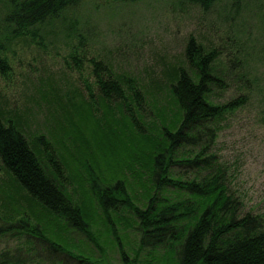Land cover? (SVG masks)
<instances>
[{
	"label": "trees",
	"instance_id": "1",
	"mask_svg": "<svg viewBox=\"0 0 264 264\" xmlns=\"http://www.w3.org/2000/svg\"><path fill=\"white\" fill-rule=\"evenodd\" d=\"M82 1L1 0L0 71L8 72L6 54L19 41H45L50 35L51 42L65 36L69 42L79 37L83 43L80 20L72 17ZM200 1L213 6L214 0ZM242 1L251 12L255 0L233 3L239 7ZM228 8L232 12L233 6ZM217 54L219 49H207L194 37L189 39L188 64L174 67L171 80L165 83L175 111L163 114L157 130L145 129L126 101L119 103L125 115V124H120L113 103L126 100V89L103 60L92 59L102 102L96 106L87 102L80 113L84 122L92 124L89 133L103 157L99 162L95 155L92 164L82 163L91 187L97 190V205L92 199L76 202L55 156L50 153L47 159L20 126L0 117V168L10 175L12 189L26 197L25 204L9 194L14 204L10 210L21 216L16 221L22 227L17 225L19 230H28V237L35 239L33 247L18 250L32 249L45 264H106L109 255L100 238L106 237V244L111 236L120 238L115 224L122 220L138 230L139 247L151 253V264H264V215L244 212L228 165L213 151L219 124L246 101L243 96L226 103L214 101V87L224 86L213 65ZM130 91L139 110L141 104L135 98L140 99L141 90L132 86ZM94 110L104 113V118L96 117ZM78 133L75 138H80ZM124 208L130 217L122 213ZM25 214L40 227L28 228ZM100 225L104 233L97 230ZM72 229L84 233L101 255L74 252L75 246L62 233ZM123 246L119 247L123 263L135 264ZM21 263L27 264L25 256L0 254V264Z\"/></svg>",
	"mask_w": 264,
	"mask_h": 264
},
{
	"label": "rangeland",
	"instance_id": "2",
	"mask_svg": "<svg viewBox=\"0 0 264 264\" xmlns=\"http://www.w3.org/2000/svg\"><path fill=\"white\" fill-rule=\"evenodd\" d=\"M245 4L242 1L236 7L233 0H214L213 6L200 0H83L72 15L80 20L83 43L79 37L69 42L65 36L51 42L48 35L45 41H19L11 46L6 54L10 68L7 73L0 71V117L20 126L47 159L50 153L55 156L76 202L92 199L97 205V190L91 187L82 163L92 164L95 155L99 162L103 157L89 133L92 124L84 122L80 113L87 102L95 106L102 102L92 59L103 60L126 89V100L111 101L120 124H125V115L119 103L126 101L145 129L157 130L163 114L175 111L165 83L171 80L174 67L188 64L186 46L194 37L207 49H219L213 65L224 78V86L214 87V101L246 99L219 124L213 151L228 165L244 212L264 215V0H255L251 12ZM228 6H233L232 12ZM132 86L141 90L140 99L135 98L141 104L139 110L129 95ZM94 113L104 118V113ZM78 132L80 138H75ZM175 172L180 171L176 168ZM12 188L10 175L0 168V254L9 252L25 256L27 264H45L32 249L18 250L33 247L35 239L17 227L21 216L10 210L14 204L9 194L21 202L26 197ZM122 213L130 217L125 208ZM28 214L27 227L38 226ZM115 225L120 238L111 236L108 244L106 237L99 241L108 251L106 264H124L120 244L135 264H151V253L139 247L138 230L122 220ZM98 227L105 232L103 225ZM62 233L75 246L74 252L101 255L84 233L74 229Z\"/></svg>",
	"mask_w": 264,
	"mask_h": 264
}]
</instances>
